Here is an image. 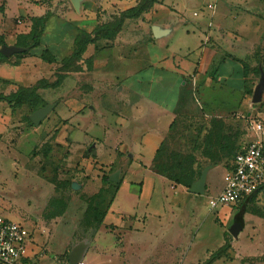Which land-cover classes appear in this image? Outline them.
I'll return each instance as SVG.
<instances>
[{"label":"crops","instance_id":"0c3cea01","mask_svg":"<svg viewBox=\"0 0 264 264\" xmlns=\"http://www.w3.org/2000/svg\"><path fill=\"white\" fill-rule=\"evenodd\" d=\"M59 1L0 0V36L9 45H17L20 36L30 33L31 17L49 14L40 45L0 62V79L8 81L4 94L9 95L49 75L53 83L56 72L63 74L58 86L38 90L40 95L51 92L54 100L49 104H55L53 110L69 115L54 145L70 151L69 165L76 166L80 161L86 166L85 175L90 178L82 185L90 195L104 185L102 179L108 172L101 169L117 166L120 181L113 201L98 231L92 239L83 241L87 245L82 261L206 263L221 241L218 246L211 245V234L197 240L200 222L196 209L186 201L198 194L156 173L153 160L172 131L181 92L190 81L216 85L231 94L232 101L219 108L221 117L251 105L244 96L249 84L250 88L255 86L257 54H264V0H161L140 17L126 19L114 40L88 44L75 65L65 71H60L62 60L74 52L80 30L92 33L101 24L99 7L106 11L102 14L106 19L111 9L120 13L139 0H83L79 10L71 0L64 1L67 8L60 9ZM209 3H214V8H209ZM12 4L14 15H10ZM14 17L22 19L14 24ZM154 26L167 32L156 37ZM46 52L53 61L43 57ZM12 112L9 104L0 108V131L9 129ZM203 157L213 161L209 155ZM228 168L213 166L205 194L215 186L219 170L224 171L225 178L210 197L222 192ZM31 179H35L29 188L33 197L18 215L9 216L30 235V253L24 264L28 260L66 264L76 246V232L88 203L74 198L61 215L48 217L54 186L40 176ZM73 183L81 188L78 182ZM232 210L222 207L219 215L228 218ZM254 248L249 245L245 252ZM211 264L227 263L216 259Z\"/></svg>","mask_w":264,"mask_h":264},{"label":"rangeland","instance_id":"374dc122","mask_svg":"<svg viewBox=\"0 0 264 264\" xmlns=\"http://www.w3.org/2000/svg\"><path fill=\"white\" fill-rule=\"evenodd\" d=\"M64 1L66 2V0L59 1L60 9L67 8L68 5H65ZM14 8V4H12L10 15L16 14ZM98 11L101 24L119 17V13H113L116 12L114 9L110 10L109 16L106 15V19H103L102 16V14H106V11H102V7H99ZM192 12L190 11V14ZM18 19H22V17H14L12 22L18 24ZM175 44L177 45V40H175ZM45 57L49 59L51 54L47 52ZM261 57V52H259L256 68L259 66ZM59 75L62 74L56 72L57 79ZM52 77L49 75L48 79L43 80L51 81ZM259 79L260 76L256 69L253 77L255 86ZM7 82V80L0 79V94L8 91ZM250 85L249 91L244 96V101H249L251 105L243 111L234 110L227 116L221 117L219 108L232 101L231 94L217 88L216 85L190 81L181 92L173 128L164 143L163 160L171 162L176 158L188 161L191 163L190 168L195 173L199 171L202 173L208 165L230 167V162L236 151L248 139H253V133L247 129L248 118L251 116L260 119L264 124V93L262 103L252 104L255 86L250 88ZM115 91L116 87L114 86L113 92ZM45 93L40 95L43 100L37 102L39 108L43 103L49 104L54 100L51 92ZM7 107V102H0V108ZM31 112L32 109L28 105L14 109L11 123L8 124L9 129L0 131V219L11 220L9 216L18 215L23 204L31 200L33 196L29 194L32 192L29 188L34 185L35 181L31 177L40 176L45 182L54 186L53 197L62 198L66 203L74 198L85 201L88 196H91L85 192L84 185H82L90 178L85 175L86 166L81 165L80 161L76 163L77 159L74 161L76 166L69 165L70 151L58 147L59 145H54V141L68 123L67 116L69 115L67 113L60 115L55 108L50 113L49 119L42 122L43 127L41 128L27 122V116ZM87 148L88 146L85 150ZM207 155L213 161L209 162L203 157ZM111 166L110 168L107 166V170L101 169V172H108L107 176L112 175L117 171V166ZM218 174L216 184L211 190H208L204 195H197L192 200L186 201L196 209V219L200 222L197 227L199 231L197 240H204L211 234V245L218 246L221 241L216 250L215 260L221 259L227 264H264V190L246 205V212L243 216L245 228L240 237H233L229 229L235 221V214L242 207L234 208L231 216L223 218L219 215L220 208L211 209L209 206L210 196L216 193V189L222 185L225 178L223 170H219ZM72 182H78L81 188L73 189ZM115 187L104 184L101 187L100 196L95 199L94 203L101 201L102 206L104 203L107 204L114 195ZM58 210L57 206V209L51 208L46 214L48 217H52ZM94 223L93 214L89 213V217L76 232L74 245L92 239ZM249 245L255 248L246 253V247ZM25 264H38V262L28 260Z\"/></svg>","mask_w":264,"mask_h":264},{"label":"trees","instance_id":"16d2710c","mask_svg":"<svg viewBox=\"0 0 264 264\" xmlns=\"http://www.w3.org/2000/svg\"><path fill=\"white\" fill-rule=\"evenodd\" d=\"M161 0H139L138 4L130 9L121 11L119 13V17L114 20L112 18V21L106 22L104 24H99L95 27L94 31L92 33H88L84 30H80L78 36L75 39L76 48L72 55L68 58H64L62 60V68L60 71H65L67 68L71 67L73 64L75 65L76 61L82 56V54L86 51L88 44L94 43L98 41L99 39H107V40H114L116 35L120 32L122 29L124 22L126 19L129 18H137L140 17L144 12L149 11L156 3H160ZM32 21V28L29 34L23 35L19 37V40L17 42V45L20 46H30L31 49L34 47H37L41 43L42 35L45 31L47 21L49 19V14H46L41 17H31ZM3 44H6V40L4 36H0V48ZM47 54V52H46ZM45 53L43 54V57L46 59ZM54 57L51 55V58L46 59L47 61L51 62L53 61ZM6 60V57L0 52V62ZM260 64L256 68H254V71L260 76L261 75V69L264 71V54L262 55V58L259 60ZM74 69H77V67H74ZM63 74L58 76V79L55 82H49L47 80H42L38 82V84L30 87H24L21 86L18 88V90L14 93H11L9 95L0 94V102L4 101L7 102L13 109L21 108L25 105H28L32 112H35L36 110L40 109L37 106V102L42 101L40 94L38 93V90L40 88H49V87H56L58 86L62 79ZM44 102V101H43ZM262 103V102H261ZM47 103H43L42 107L46 106ZM41 107V108H42ZM30 115V114H29ZM27 116V122L30 125H33V123L30 120V116ZM174 123V122H173ZM173 128V124L171 125ZM167 139V138H166ZM164 142L160 145L159 149L156 152V156L153 160L152 169L169 179L175 184L183 185L186 188H190L192 183L201 176V171L195 173L190 168V162L182 160V159H173L171 162H165L163 160L164 157ZM216 164V163H215ZM229 167V166H228ZM103 183L104 184H110L118 187V184H114L110 180V176L105 175L103 177ZM115 187V188H116ZM264 190V186L261 189V191ZM102 192V189L99 190L98 193L93 194L91 196H88L85 201L88 203V208L86 210V213L84 215V219L82 220L81 225H83L84 221L89 217V213L93 214L94 224H93V236L98 231L100 226L103 223L104 217L109 210L111 203L113 201L114 195L111 198V200L107 204L101 205V201L98 203H94L95 199L100 196V193ZM258 194L253 195L252 197L248 198L241 204H239L238 207H242L236 214H235V221L242 222L244 224L243 216L246 212L245 208L246 205ZM94 203V204H93ZM58 206V212L54 213L55 215H61L67 206V203L62 200V198L58 197H52L50 201V209L56 208ZM216 257V253L212 255V258L209 259L205 264H211L214 258ZM67 261L68 258H66Z\"/></svg>","mask_w":264,"mask_h":264},{"label":"built area","instance_id":"2783aa9c","mask_svg":"<svg viewBox=\"0 0 264 264\" xmlns=\"http://www.w3.org/2000/svg\"><path fill=\"white\" fill-rule=\"evenodd\" d=\"M214 8V3L208 4ZM20 23V21H19ZM247 129L253 139L241 145L226 171V184L222 192L210 197L211 209L237 208L239 204L261 192L264 186V124L249 117ZM30 235L19 222L0 219V264H24L30 253ZM66 264H71L67 261ZM77 264H87L80 261Z\"/></svg>","mask_w":264,"mask_h":264},{"label":"water","instance_id":"95a60500","mask_svg":"<svg viewBox=\"0 0 264 264\" xmlns=\"http://www.w3.org/2000/svg\"><path fill=\"white\" fill-rule=\"evenodd\" d=\"M73 5L77 10L80 9L81 2L83 0H71ZM167 30H161L158 26H154V33L156 37L162 36L165 34ZM30 46H20V45H9V44H3L0 48V52L5 57H10L12 55L18 54V53H24L28 50H30ZM263 93H264V71L261 69V75L259 82L256 84L252 96V104H259L263 101ZM55 107V104H47L46 106L38 109L33 114L30 115V120L35 126H39L41 122L49 115V113L53 110ZM213 168V165H208L204 168L202 171L201 177L199 180L192 183L191 187L188 188V190L191 193L198 194V195H204L205 194V188H206V182H207V176L209 171ZM110 180L114 183H119V172H115L110 176ZM79 185L77 183L72 184V188L75 190L79 189ZM244 229V224L239 221H234L231 225L229 232L234 236L238 237L239 234ZM86 243L82 242L75 246L73 251L69 255V261L71 264H77L82 260L83 252L86 247Z\"/></svg>","mask_w":264,"mask_h":264}]
</instances>
